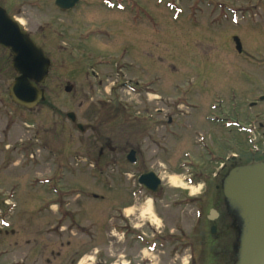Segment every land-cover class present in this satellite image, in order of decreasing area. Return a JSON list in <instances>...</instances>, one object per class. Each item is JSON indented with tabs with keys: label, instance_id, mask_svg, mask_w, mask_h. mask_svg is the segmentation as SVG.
Instances as JSON below:
<instances>
[{
	"label": "rangeland",
	"instance_id": "rangeland-1",
	"mask_svg": "<svg viewBox=\"0 0 264 264\" xmlns=\"http://www.w3.org/2000/svg\"><path fill=\"white\" fill-rule=\"evenodd\" d=\"M142 1L143 8L150 16L155 17L157 13L159 37L152 40L149 36L143 43V57H147L145 53H152L155 62L150 67L142 57L143 65L132 67L126 78L139 77L142 85L146 82L143 90L161 96H167L176 89L184 91L185 82L201 81V73L205 69L213 73V78L205 79L202 85H206L209 91H215L216 76L230 75L228 72L232 71L227 69V66L231 63L230 59L237 57L230 48V44L234 42H229L226 32L240 36L253 59H264V0H218V3L217 0ZM102 3V0H80V4L73 10L61 14L57 12L54 0H0V7L9 16L20 20L38 44L47 46L49 54L56 60H64L55 62L45 82L46 100L32 111L19 108L11 99L8 88L15 73L10 62H2L4 66L0 62V117L4 116L8 109L15 122L10 143H15V146L24 144L27 148L25 147L22 153L30 151L35 159H40L45 153L42 143L47 151L52 144L61 151L64 158L63 174L61 180L56 183V191L48 190L39 184H34V188L27 187L31 178L38 175L33 174L32 170H4L0 167V230H13V233L7 235L0 233V264H78L82 258V264H208L209 256L204 252V242L199 239L201 228L193 231L192 225L200 212L201 219L205 217L210 205L205 207L202 198L188 201L186 205V201H180L184 193L172 186L178 184L186 187L182 176L168 169L163 172V185L169 192L176 194L164 198L160 203L158 201L152 205L154 199L147 192L135 195L139 167L126 160L124 150L128 153L129 149L136 148L139 125L136 126L134 116L145 101L144 95L140 97L121 91L122 103L126 108L119 113L127 119L126 125L121 126L124 122L119 123V113L101 101L106 98L105 90L98 88L93 79L90 78L93 87L87 81L85 72L90 75V70L84 60L87 55L85 46L91 41H107L89 33L90 30L97 31L96 29L106 26L105 19H101L102 11H105ZM151 10L155 12L151 13ZM216 16L220 17L217 20L218 25L214 19L209 20ZM61 32L69 37L74 34V55L79 59V72L74 64L69 62L70 56L66 55L70 52L69 49L59 50L62 49V41L56 37V33ZM202 34L214 35L219 43L217 39L215 42L203 41L200 36ZM66 42L69 43L68 40ZM101 46L103 48V45ZM77 48L79 50H76ZM8 57L7 52L0 47V61ZM133 58L129 52L126 61L130 62ZM95 69L101 70L102 73H113L109 67L96 66ZM243 69L247 71V68ZM245 74L236 72L239 78ZM247 74L252 77L248 79L255 87L254 94L250 97L253 99L252 96L260 92L255 84H258L257 81L264 75V67L252 66ZM123 79L125 78L120 80ZM108 83L107 91L111 86ZM67 84L73 85L70 92L64 90ZM68 112L75 114L76 122L93 125L94 138L91 139L92 144L89 147L92 158H96L105 136H108L117 152L107 154L105 158L94 159L96 161L92 163L86 158L88 151L84 143L90 131L80 139L74 124L72 138V123L67 117ZM106 114L111 117L103 122ZM24 117L35 123L33 128L27 129L21 124L19 119ZM55 123L62 124V130L58 129L62 134L59 133L58 138H53L50 134L55 132ZM44 129L47 133L43 138ZM71 138L74 139V146L70 143ZM78 138L84 145L77 149ZM144 144L147 145V142ZM174 161V155L163 153L158 156L160 165H169L173 171L175 165L170 163ZM89 164H93L94 168L91 169ZM13 180L21 181L15 189L16 192L10 187ZM190 190L194 195L199 191L198 188ZM178 194L179 198L176 197ZM51 202L56 203L49 207ZM179 202L182 203L181 208L175 206ZM148 204L149 213L143 214ZM127 205L128 219L139 229H136V233L124 232L129 237L120 238L123 234L120 219L125 218L120 210ZM231 224L230 231L234 230L232 227H235L236 223L234 222L232 227ZM156 228L158 231L163 230L162 235L168 239L171 231L175 235L168 242L158 239L153 250L144 246L145 240L135 239L137 234L142 235L141 232L151 239V232L156 233ZM111 229L117 237L111 235ZM221 229L226 235L221 249L225 253L230 250L234 237H229L228 228L225 230L221 226ZM194 235H197L194 239H198L199 253L195 263L194 257H189L188 248L190 244L191 251L197 252L196 242L191 241ZM222 258L226 261L225 256ZM235 263L233 251L231 264Z\"/></svg>",
	"mask_w": 264,
	"mask_h": 264
},
{
	"label": "flooded vegetation",
	"instance_id": "flooded-vegetation-1",
	"mask_svg": "<svg viewBox=\"0 0 264 264\" xmlns=\"http://www.w3.org/2000/svg\"><path fill=\"white\" fill-rule=\"evenodd\" d=\"M102 2L105 11H102L103 16L101 19H105V29L98 28L96 29L97 31L90 30L89 33L90 35H95L97 38L102 37L107 41H91L88 44L89 46H85L87 55L84 56V60L89 66L91 77L87 74V71L85 73L91 87H93L92 83L96 82L98 88H103L105 90L106 98L101 101L103 104L109 107L111 106L114 112L119 113L126 108L125 104L122 103L123 98L121 96V91L131 92L140 97L144 95L145 101L134 116L136 126L138 127L139 125L136 148L129 149L128 153L124 150L126 160L128 161L129 153H133L134 162H128L133 166L139 167V172L136 176L138 188L135 190V195H142L147 192L150 193L154 199L152 205L156 202L158 203V201L160 203L164 198H170L172 195L176 194L169 192L168 188L163 185V172H166L168 169L182 176L186 187L178 185L172 186L175 189H180L182 194L184 193V197L181 198L180 201H186L187 203L184 204L186 205L188 201L202 198L205 207L210 205L205 217L201 219L202 215L200 212L198 217L194 218V224L192 225L193 231L195 229L198 231V229L201 228V236L198 237L204 242V252L209 256L208 264H231V258L233 256L232 244L229 251L225 250V253L221 251L223 239L226 238V235L222 233L221 226L224 227L225 230L228 228L227 232H229V237H234V240L236 238V235H231L233 230H229L230 223L225 210L226 203L223 195V182L230 171L236 167L264 162V75L257 81L258 84H255L260 91L259 94L252 96L253 99H250L251 95L254 94L255 87L250 81L252 77L247 74L252 66L264 67V59H253L251 53L247 50V45L244 46L242 38L237 34L226 32L225 34L229 42H234V44H230V48L237 57L230 59L231 63L227 66V69L232 71L228 72L230 75L224 77L220 75L216 76L215 91H209L206 85H202L205 79L211 78L212 80L213 78L211 76L213 73L211 74L205 69L202 70L201 74L203 76L201 77V81L197 83L194 81L185 82L184 91L176 89L171 91L167 96H161L155 92L143 90V86L146 82L142 85V81L139 77L126 78V76L128 73H131L132 67L143 65L141 62L143 61V43L145 40H147L149 36L152 40L159 37V29L156 22L157 13L155 17L150 16L143 8L142 4L144 2L142 0H102ZM145 3L147 4V2ZM216 3H218V0ZM77 4H80V0ZM148 7L150 8V6ZM218 7H220V5ZM56 8L57 12L61 14L74 9V7L68 10ZM239 11H241V9H239ZM150 12L154 13L155 11L151 10ZM218 17L216 16L209 20L214 19L217 21ZM216 24L218 25L219 22L217 21ZM143 26L147 27L145 28ZM146 29L148 31H146ZM28 33L35 44L44 51L50 60L48 75L44 82L38 85V87L45 90L46 100L45 82L50 76L55 62H62L64 60L60 58L56 60L53 58L49 54L48 47L38 44L31 33ZM206 33L211 32L206 31ZM71 35L72 36L69 37L68 34L66 35L62 32L56 33V37L60 38L62 41V49L59 48V50L67 51V49H69L70 52L66 53V55L70 56L68 58L70 59L69 62H72L76 67V71L79 72V59L74 55V34ZM200 36H202L203 41L208 42H215L217 39L212 34H202ZM235 38L239 41V49L238 44L235 43ZM66 39L69 43L66 42ZM70 41L72 43H70ZM217 43H219L218 39ZM101 45H103V48ZM2 48L9 56L5 60L1 59L0 62L2 66H4V63L10 62L12 67L13 55L11 51L8 48ZM76 50H79V48ZM129 52L130 56L134 58L133 60L131 59L130 62H127L126 58ZM145 54L147 57L143 58L149 63L148 66H153L155 60L152 53ZM157 59H159V57H157ZM194 60L195 59H192V61ZM91 62L92 64L90 65ZM2 66H0V69ZM96 66L98 68L109 67L113 73H102L101 70L95 69ZM243 68H247V71H244ZM13 71L15 73L13 76L14 80L18 76V73L14 69ZM240 71L242 73L244 72V74L246 73L244 77L247 79H244V77L239 78V75H236V72L240 73ZM138 72L140 73L141 71ZM249 77L250 79H248ZM90 78L93 79V82H91ZM121 78L125 79L120 80ZM107 82L111 85L108 91L106 90ZM149 94H151L152 97H150ZM40 103L32 108L22 106H19V108L32 111L37 108ZM6 110L7 112L5 115L0 117V167L4 170L15 168L20 170H32L34 171L33 174H40L41 176L34 175L27 187L34 188V184H39L48 190L56 191V183L61 180L63 174L62 169L64 168V158L61 155V151H59L55 145H50L46 142L47 145H50V149L47 151L46 146L42 143V149L45 153L40 159L33 158L34 155L30 151L23 154L22 152H24V148L26 147L24 144H17V146H15V143H10V137L12 136L15 122L12 119L11 111L8 109ZM69 114L70 112L67 113V117L72 123L70 134L72 138L74 134V124L79 132L78 137L80 139L82 135L90 131L84 143L88 151L86 158L90 159L92 163L98 160V158H105L107 154H114L117 152L111 140L108 136H105L101 141L96 158H92V151L89 150V147L92 144L90 143L91 139L94 138L93 125L91 123L80 124L76 122L75 114L74 120ZM119 116L121 119L119 123H121V121L124 122V124L121 123L120 125H126L125 122L127 119L120 113ZM28 117L19 120L25 128H33L35 123ZM110 117V114H106V119H103V122ZM54 126L55 132L50 134L53 138H58L59 133L62 134L61 131H58V129L62 130V124L55 123ZM45 133H47L46 129H44L43 138ZM72 138L70 143L74 146V139ZM79 138L76 139V143L78 144L77 149L84 145L79 141ZM145 142H147V145L144 144ZM163 153H167L169 156H176V161L170 163V165H175L174 171L170 169L171 167L169 165H167V167H162L158 162L159 154ZM147 162L149 166H147ZM89 166L91 169L94 168L93 164H89ZM149 174H153L161 180L157 192L152 193L150 189L148 190L140 181V178H146ZM168 183L167 181L166 184ZM10 184H12L10 187L13 188V192H16L15 189L18 184H21V181L13 180ZM191 188H198L199 191L194 195L190 190ZM1 191L3 190L1 189ZM3 192L5 193V191ZM179 196V194L176 195L178 198ZM55 203L56 202H51L49 206ZM180 205H182L181 202L175 204L176 207L179 206V208H181ZM127 208L128 205L120 210L123 217H125L120 219L121 228L124 232H129V227H134L135 225L128 219V215L126 214ZM2 232L7 235L8 233H13V230L6 229ZM162 232L163 230L158 231L157 228L156 233L151 232L152 244L158 242L157 240L160 238L168 242V240H172L175 235L174 232L171 231L168 239L167 236L162 235ZM141 234L144 233L141 232ZM131 236L134 235L131 234ZM137 236L138 235H136V237ZM196 236L197 235H194L191 241L196 242L197 252L191 251V245L188 243L189 257L190 259L194 257L193 263H195L196 258H199L197 257L199 254L198 239H194ZM229 237L227 236V238ZM140 238L141 236H139V239ZM51 253L54 252L51 251ZM191 254H193V256ZM223 256L226 257V261L222 258Z\"/></svg>",
	"mask_w": 264,
	"mask_h": 264
},
{
	"label": "water",
	"instance_id": "water-1",
	"mask_svg": "<svg viewBox=\"0 0 264 264\" xmlns=\"http://www.w3.org/2000/svg\"><path fill=\"white\" fill-rule=\"evenodd\" d=\"M79 0H55L61 10L74 7ZM239 46L237 38L234 39ZM0 45L13 55L12 67L19 73L9 87L13 101L27 108L45 100L44 82L50 60L24 30L22 24L0 7ZM67 85L65 91H71ZM69 116L74 120V114ZM128 159L134 162L133 153ZM151 191L159 188L160 180L153 174L140 178ZM226 215L236 238L232 244L235 264H264V162L239 166L230 171L223 182ZM232 219V220H231ZM234 219V220H233Z\"/></svg>",
	"mask_w": 264,
	"mask_h": 264
},
{
	"label": "bare ground",
	"instance_id": "bare-ground-1",
	"mask_svg": "<svg viewBox=\"0 0 264 264\" xmlns=\"http://www.w3.org/2000/svg\"><path fill=\"white\" fill-rule=\"evenodd\" d=\"M149 210H150V205H146V209L145 211L143 212V214H148L149 213ZM83 263V258L79 261L78 264H82Z\"/></svg>",
	"mask_w": 264,
	"mask_h": 264
}]
</instances>
